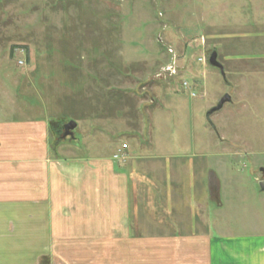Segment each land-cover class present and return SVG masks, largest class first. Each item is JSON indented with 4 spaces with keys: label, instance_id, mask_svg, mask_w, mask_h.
I'll return each mask as SVG.
<instances>
[{
    "label": "crops",
    "instance_id": "1",
    "mask_svg": "<svg viewBox=\"0 0 264 264\" xmlns=\"http://www.w3.org/2000/svg\"><path fill=\"white\" fill-rule=\"evenodd\" d=\"M254 28L248 55L234 54L249 62L250 85L264 81V31ZM23 73L13 77L14 87L35 88ZM100 73L88 94L77 91L76 102L85 103L83 120L91 125L86 132L104 136L111 120L103 123L108 116L100 108L114 104L111 117L118 123L108 127V143L96 144L93 131L81 141L79 120L44 111L21 116L38 109L29 99L21 107L11 98L5 109L0 105V264H264V234L214 237L206 231L205 211L196 204L207 200L212 177L221 189L215 172L220 165L210 164V150L225 139L210 148L211 134L202 123L196 132L189 128L195 116L200 121L202 105L190 106L175 84L160 81L154 92L165 98H150L142 104L148 118L136 119L126 102L128 89L113 90L107 73ZM240 103L231 97L232 106ZM69 121L75 123L74 141L53 145L51 124ZM122 145L126 160L115 161ZM247 152L264 161V149L249 145Z\"/></svg>",
    "mask_w": 264,
    "mask_h": 264
},
{
    "label": "rangeland",
    "instance_id": "2",
    "mask_svg": "<svg viewBox=\"0 0 264 264\" xmlns=\"http://www.w3.org/2000/svg\"><path fill=\"white\" fill-rule=\"evenodd\" d=\"M255 19L264 23V0H0V105L5 109L11 98L21 107L29 99L38 109L24 111L21 116L44 111L79 120L81 135L90 137L87 134L93 131L91 136L96 135L92 139L101 144L110 135L108 127L118 123L112 119L115 114L111 117L114 104L100 108V113L108 116L103 123L111 120L107 134L91 129L86 132L90 124L83 120L86 106L76 102L77 91L85 88L88 94L100 72L107 73L113 83L111 89H128L126 102L134 108L137 119L139 114L147 116V106L142 104L149 103L150 98H165L163 92H154L159 82H171L190 106L202 105L200 121L195 116L189 128L196 132L202 123L211 134L210 148L225 139L218 150H210V164L220 165L215 172L221 189L211 175L207 200L196 204L205 211L206 231L214 237L264 234V192L258 187L260 170L264 169L259 166L264 161L260 155L247 152L249 145L253 151L264 149V81L260 77L256 84L246 82L251 75L250 64L236 60L234 55H248L254 27L264 31V24ZM213 51L229 73L226 77L233 83L232 90L219 71L207 64ZM191 69L196 73L189 72ZM21 73L30 77L36 89L14 87L13 77ZM253 89L258 91H253L257 98L250 95ZM226 93L241 103H226L211 116L216 134L205 114ZM254 107L259 114L251 111ZM94 110L99 109L95 106ZM54 135L51 139L56 146L74 141V137ZM80 146L86 148L83 142ZM79 150V156H86L85 150ZM103 152L111 156L109 150Z\"/></svg>",
    "mask_w": 264,
    "mask_h": 264
},
{
    "label": "water",
    "instance_id": "3",
    "mask_svg": "<svg viewBox=\"0 0 264 264\" xmlns=\"http://www.w3.org/2000/svg\"><path fill=\"white\" fill-rule=\"evenodd\" d=\"M207 64L208 66L212 67V68H216L219 73H220V76L222 78V80L224 81V83L231 87V84L229 83V81L227 80V77H226V73H225V70L223 68V65L217 60V53L215 51H213L208 60H207ZM226 103H231V97L228 93L224 94L220 99L219 101L217 102L216 105H214L213 107H211L205 114V119L206 121L210 124V126L212 127L213 131L216 133V128L215 126L213 125L212 121H211V116L218 112L219 110L222 109V107L226 104ZM75 128V123L73 121H69L67 122L64 126H63V129H64V133L62 135V138H72L73 135H72V131L74 130ZM217 134V133H216ZM261 179L260 181H258V187H259V190L261 192H264V169H261Z\"/></svg>",
    "mask_w": 264,
    "mask_h": 264
},
{
    "label": "built area",
    "instance_id": "4",
    "mask_svg": "<svg viewBox=\"0 0 264 264\" xmlns=\"http://www.w3.org/2000/svg\"><path fill=\"white\" fill-rule=\"evenodd\" d=\"M184 86H187V83H183ZM127 146L126 145H122L121 146V150L118 151L116 154L113 155V159L115 161H119V162H124L126 160V155L124 153V151L126 150Z\"/></svg>",
    "mask_w": 264,
    "mask_h": 264
},
{
    "label": "trees",
    "instance_id": "5",
    "mask_svg": "<svg viewBox=\"0 0 264 264\" xmlns=\"http://www.w3.org/2000/svg\"><path fill=\"white\" fill-rule=\"evenodd\" d=\"M11 50H12V48H11ZM11 56V55H10ZM52 126H51V131H52V136H55L54 134H56V138H58V136H60V134H59V132H58V130H57V128L58 127H56V125H59V126H61V124H58V122H56V123H52L51 124ZM59 129V128H58Z\"/></svg>",
    "mask_w": 264,
    "mask_h": 264
},
{
    "label": "flooded vegetation",
    "instance_id": "6",
    "mask_svg": "<svg viewBox=\"0 0 264 264\" xmlns=\"http://www.w3.org/2000/svg\"><path fill=\"white\" fill-rule=\"evenodd\" d=\"M66 124V123H65ZM64 123H62L61 124V126H59V125H56V127H58L57 128V130H58V132H59V134L61 135L60 137L62 138V135H63V133H64V129H63V126L65 125Z\"/></svg>",
    "mask_w": 264,
    "mask_h": 264
}]
</instances>
